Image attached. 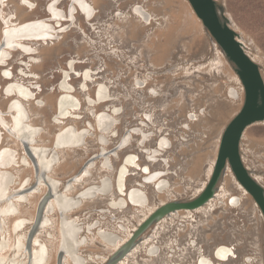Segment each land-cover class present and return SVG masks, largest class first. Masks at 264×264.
Returning a JSON list of instances; mask_svg holds the SVG:
<instances>
[{"label":"rangeland","instance_id":"obj_1","mask_svg":"<svg viewBox=\"0 0 264 264\" xmlns=\"http://www.w3.org/2000/svg\"><path fill=\"white\" fill-rule=\"evenodd\" d=\"M12 1H14L12 4L15 8L16 0ZM28 1L30 3L35 2V9L37 10L34 13L22 15V21L49 18L51 15L49 8L50 5H53V10L63 15L62 19L65 22V27H69L66 30L67 35L57 39L59 42L64 37L60 43L52 46L53 42H51L50 46L41 47L39 61L42 62L40 65L32 66L31 59L27 54H15V59L11 61L8 67L12 72V78L13 76L17 79L18 77L19 79L24 78L25 80L23 79L22 83L32 89L39 87L36 94L39 95V100L44 102L42 103L44 106L38 108L34 104L27 105L33 124L43 130L48 143L53 140L59 126L62 125L61 121L57 122L55 119L59 93L54 90L61 81L62 75L60 72L70 68L69 64L72 63L75 70H72L71 67L70 71L72 74L76 72L73 74L72 85L78 90L77 96L82 100L83 110L80 118H78L79 120L71 121H75L79 128H83L89 126L90 122H94L93 113L96 111L101 112L104 109L108 110L110 107L117 108L120 109L117 116L119 123L115 124L111 132L114 139L109 137L110 151L112 152L114 148L119 146L121 139L130 136L131 144H128L126 150L121 152L118 150V155H114L112 161L113 170L110 179L113 192L118 194L116 191V176L126 166L123 163L126 156L133 155L136 160L134 165L127 167L124 189L119 192L122 196L117 199L121 204L119 210L109 209L110 204L107 203V200L100 199L94 203L80 205L81 207L77 208L75 212H73L74 210L69 211L70 215L82 216L84 220L81 225L79 224L82 229L76 237V241L78 240L76 243L80 242L77 253L82 260L81 263L109 264L113 254H110L108 248H105L104 244L99 241L98 235L94 236L95 230L99 228L97 233H100L102 229V234L111 235V243L114 242L112 245H115V241H119L124 235L130 234V230H133L134 233L131 234L132 236L130 235L131 241L144 220L143 218L139 222L140 217L144 216L143 211H148L149 208H155L157 211L163 207L165 192H169L168 194L174 198L177 196L179 202L182 203L196 200L197 198L191 199L197 192L195 188L202 185V181L207 179V173L213 165L216 168L223 131L237 115L236 113L240 110L241 105L229 103L228 97L230 95L227 93L229 79L217 78L221 77L218 73L217 77L203 75L199 79L192 78L190 82H187L189 79L181 78V75L178 77L174 75L175 72L184 71V67L189 66L191 68L214 59L216 53L209 33L190 3L186 2L187 0H112L113 2L109 0H90L87 4L94 9V15L91 18L85 17L78 10L71 14L69 12L71 0ZM218 1L226 5L242 37L248 43H254L255 46L251 45L252 52L254 54L259 52L264 57V0ZM138 4L145 6V10L153 18L150 21H146L144 18L145 23L143 25L150 27L153 22L157 24L154 29H151V27L150 31L147 28L143 29V26L137 24L136 19H132L135 16L134 11ZM67 15H69V18H65ZM127 17L131 20L126 27V33L123 37L115 38L117 37L115 33L119 31L120 25L116 26L114 20ZM138 18L139 20L143 19L141 15ZM162 21H164L163 30L159 31L158 25ZM155 32L157 33L155 34ZM24 53L26 52L24 51ZM35 53L39 54L38 51H35ZM22 65H24L26 71L33 70V73L36 74L35 77L39 78L33 82H39V85L32 84L31 78L28 79L30 74L23 72ZM5 70L6 67L5 69L0 68V89L6 86ZM232 70H234L233 67ZM86 72L93 79L85 80L84 78V82H82L80 78ZM3 75L5 78H3ZM262 75L264 77V66L262 67ZM147 77L149 79H144ZM82 83H89L90 87L80 92L79 89L82 87ZM148 83H150V87L145 90ZM169 83H174L176 87H180V93L177 94L175 88L168 85ZM100 84L103 87L102 95L106 97L101 102L104 106L99 104L97 107L91 108L93 105L90 106L89 99L90 97L92 100L98 98L96 89ZM187 85L191 88H188ZM185 86L187 91L182 92L181 90H184ZM151 90L156 91L157 94H153ZM164 90H166L165 98ZM180 96H183V100L179 103ZM233 100L240 103V100ZM109 102L111 104L105 107V103ZM8 106V101L0 97L1 110L5 112ZM165 118L171 120V126L165 125ZM183 118H185V121L181 122ZM66 122L68 121L66 120ZM180 122L183 123L182 129L185 130L184 132L181 131V134L178 133ZM190 131L200 136L183 135L185 132ZM8 135H11L8 131L3 132L0 130V147L3 141L5 143L3 150L7 146L17 147L12 142L13 140L8 138ZM145 136H148V139L143 143L144 140L142 139ZM164 136L169 146L165 151L166 159L170 161L169 166L164 163V152L158 153V156L155 155L156 151L162 149L160 148V142L164 141ZM100 140L101 133L92 131V137L87 139L88 151H67L65 157L67 163L57 170L55 178L66 184L70 178L77 175L90 157L99 154L102 148ZM243 147L248 159L244 160V162L246 161L245 164L248 163L251 167L250 170L260 175L261 180L264 182V125H257L248 129ZM22 153V163L24 164V155L27 154L24 148H22ZM154 156L155 158H153ZM101 160L98 159L95 162L97 169L94 168L92 172V182L98 181V169ZM30 161L32 162L31 159ZM164 170H166L167 176H163L162 180L160 179L161 176L154 181L152 180V182L147 180L152 175L164 172ZM150 172L153 174L150 175ZM18 173V184L22 180L29 182L28 188L35 184L36 175L33 162L32 165H26ZM225 175L226 172L222 174L217 188L223 183L224 187L230 191V193H227V197L231 198L229 204L232 207V202H237L241 197V192L237 189L233 179H231L232 177L226 178ZM164 177L165 183L163 185L165 188L160 189L157 184L161 181L164 182ZM134 189H137V193L143 196V208L138 209L140 205L132 204L131 201L130 204L127 202L126 193ZM193 189L196 191L193 192ZM76 195L78 194L75 191L73 196ZM38 197L40 195L32 199V202L25 200L26 202L21 204L24 218L33 219L35 217L32 226L35 224L37 215V210L34 207L37 204L39 206L40 203ZM112 198L111 200H115ZM243 200V207H241L244 213L241 214L238 211L241 210L240 207L234 209L233 213L227 216L229 217L228 220L225 219L226 216L224 217V215L219 217L226 220L223 224L228 226L230 222L231 226H228L227 232L223 226L222 229L217 227L215 237H213L214 234L211 231L207 230L206 226L209 225L207 218L205 222L199 224L194 220L191 223L185 222L179 216L175 217L177 220L174 221L170 218V224H163L160 232L156 235L159 228L158 223L163 221L166 215L171 214L172 211H170L150 224L136 238L133 248L139 247L138 253L131 257L130 264H202V258L208 260L209 264H264V217L251 195L249 197L244 196ZM168 201L169 198H166L165 203L169 204ZM182 210L180 216H183L185 209ZM56 211H54L55 213L52 212L50 216L52 224L46 229L41 227L33 239L34 243V240L41 236L40 239L49 248L50 256L46 264H58L60 251L58 252L57 248L60 238L57 227L61 217L59 210ZM103 211L106 213H103ZM197 217L198 221H201L198 215ZM193 223L195 228L192 226ZM107 224H111L110 229L107 228ZM135 225L139 227L138 230H135ZM9 227L10 224L8 223L4 231L10 237ZM30 230L31 228L28 236ZM199 230L200 233H198ZM153 235L158 236L155 239V244L149 248L147 245L143 246V239ZM14 236L16 237V235ZM187 236L191 237V241ZM195 236L198 237V242ZM2 237H4V234H2ZM9 237H7L8 240L11 239ZM258 238L261 240L260 247H258ZM27 239L26 247H28ZM239 242H245V244L240 245ZM217 243H238V251L236 252V248L227 244H219L214 247ZM116 245L118 246L119 242ZM220 246L230 248L233 252L231 251L223 261L218 262L214 258V251ZM121 248L122 246L118 247L115 254ZM33 249L32 244V254ZM151 250H154V255L150 254ZM26 253L30 259L29 251L26 250ZM244 257L252 258H248L249 263H245L247 261L242 260ZM65 258L67 264L77 263V261H73L64 255L63 264ZM122 259L115 264L121 262ZM78 261L80 262L79 259Z\"/></svg>","mask_w":264,"mask_h":264},{"label":"bare ground","instance_id":"obj_2","mask_svg":"<svg viewBox=\"0 0 264 264\" xmlns=\"http://www.w3.org/2000/svg\"><path fill=\"white\" fill-rule=\"evenodd\" d=\"M81 1L83 4V7H82L83 9L81 10L80 8L77 7V10L79 11V13H82L85 17L91 18L94 15V9L87 4L90 2V0H81ZM109 1L113 2L112 0H109ZM148 1H150V0H148ZM13 2L14 1H12V0H0V17H1V20H0V27H1L0 28V45H3V43H5V45L8 44V47H4V48L2 47L0 49V68L5 69V67H6L4 75L7 77L6 78V86L1 87V89H0V97L4 98L5 101H8V104H9V106L7 107L5 112L2 111L0 108V130L3 132L8 131L11 134V135H8V138L9 139L11 138L13 140L12 142L15 143V145L17 146V147L7 146L3 150V147L5 146V143L3 141V143L0 147V149H1V152H0V201L2 200L0 202V264H28V262H29L28 257L29 256H27V253H26V250H28L26 247V239L28 236L29 229L31 228V226L34 222L35 217L33 219L24 218L22 216L23 210H22L21 204L26 202L25 200H30L32 202V199L37 198L38 195H40V197H38V199L40 201V199H42V197L47 193L48 186L46 185V183H44L42 181L40 183V185L38 186V188H36L35 190H26V189H28V187H27L28 183H29L28 181L24 182V180L20 179L22 181L20 182V184H18L19 183L17 180V176L19 175L18 172L22 168H25L26 165H28V166L32 165V162L30 161L27 154L24 155L25 156L24 161H23L24 164L22 163V159H23L22 148H24V145H23V142L21 139H22V137H24L23 135L24 134L26 135V132L28 134H31V137L33 140L32 143L30 144L31 148L36 153V155L38 157V161H40L41 165L45 166L48 169L47 175H48L49 179L51 181H55L59 185V190H60V192L61 191L63 192L62 195H64L65 199H68L69 201L73 202L75 200V199H73L74 198L73 195H74L75 191L77 194H79L80 192H83L84 194H90V191L92 188L97 187V188L101 189L103 187L104 182L106 181V177L110 178V176H112L111 175L112 170H113L112 161L114 159V155H112V153L110 151L111 148H109L108 142H109V137L113 138L111 135V132L113 131L115 124L119 123V119L117 118V116L120 113V109L110 107L108 109L109 111L106 109H104L101 112L96 111L95 113H93L94 122H90L89 126L87 125L83 128H79L76 125L75 121H71V120H76V119L80 118V116L82 114L81 111L83 110V108H82L83 105H82V100L77 96L78 90L72 85L73 80H74L73 74L76 72H73V74L71 73V71H70L71 67H72V70H75V69L73 68L72 63H70L69 64L70 68L60 72L62 75L61 81L59 82V85L54 90V91H57L59 93V96H58L57 102H56L57 112L55 114V119L57 122L61 121L62 125L59 123V125H61V126H59L57 133L53 137V140L50 141V143H48L47 138H45V135L43 133V130L40 127L33 124V122L31 121V118L29 116L28 109H27V105H30V104H34L38 108H42V106H44L42 104L44 102L40 101L39 95L36 94L37 91L39 90V87L32 89L29 86H26V84L22 83V80L24 78L19 79V77H18V79H17L14 76L12 78V76H11L12 72L9 70L8 67L10 66L11 61L15 59V54H19V55L27 54V56H29L31 59L32 66L40 65L42 62V61L41 62L39 61L40 60L39 55L41 54V47L50 46V44H52L51 42H53L52 46H55L58 43H60L62 41V39L67 35L66 30L69 27H65V22L62 19L63 15L61 13H59L58 11H54L53 5H50V8H49L50 12H51V15L49 16V18H45V19L42 18V19H37V20L30 19V20L22 21V19H21L22 15L34 13L37 10V9H35V2L30 3L28 0H16V2H15L16 7L15 8L13 7V4H12ZM186 2L189 3L188 0ZM144 7L145 6H141L140 4H138L137 7L135 8V11H134L135 16L132 19H136L138 22L137 23L138 25H141V26H143V29L147 28V30L150 31V27H151V29H154V26L156 27L157 24H154L152 22L150 27L143 25L145 23L144 18L146 21H150V19H153V18H151L150 13L148 11H146ZM131 13L133 14L132 11H131ZM192 13H193V11H192ZM193 14H195V13H193ZM137 15L138 16L141 15L143 19L139 20ZM13 16H15V17H13ZM65 18H69V15H67ZM130 20L131 19H128V17L124 18V19L118 18V19L114 20V23L116 26L120 25L119 31H117L115 33L117 36L115 38L124 36V34L126 33V27H127L128 23L130 22ZM163 26H164V21H162L158 25V30L162 31ZM28 27H38L35 30L37 32L33 33V34H23V35L17 34V33H19V31H22L23 29H26ZM236 31L238 33H240L239 28H237V26H236ZM156 33L157 32H155V34ZM63 35H64V37L61 39V41L58 42L57 39ZM152 35H154V33H152ZM6 36L9 37L8 38L9 40L8 41L6 40V42H5ZM238 39L242 43V45L244 46V49L250 55V57L258 65L263 67L264 66V57H262V55L259 52L256 54H254L252 52V46L251 45L255 46L254 43H252V44L248 43L244 39V37L241 38L238 36ZM213 48L216 52L214 59H211L202 65H195L191 68L189 66L184 67L183 68L184 71H182L180 73L175 72L174 75H176V77L181 75V78L189 79V81H187V82H190V80L192 78H197V79L202 78L203 75H205V76L209 75L210 77H217V73L220 74V76H221V77H217L219 79L228 78L229 83L227 85L229 88H228L227 93L230 95L228 97L229 103L235 104V105H237V104L241 105V108H240V110H241L242 106L244 104V99H245V91H244V87H243V84L241 82V79H240L239 75L236 73V71L232 70V65H230L228 63V61L226 60V57L224 56V54L220 50V48L215 44H213ZM24 51L26 53H24ZM35 51H38L39 54H36ZM11 57H12V59H11ZM24 63H22V64H24ZM24 65H22L23 68H24ZM23 72L25 74H30V75H28V79L31 78L33 85H39V82H36V83L33 82L34 80H36V79L38 80L39 78L35 77L36 74L33 73L32 69L30 71H26L24 68ZM4 75H3V78H5ZM23 77H25V76L23 75ZM84 78H85V80L90 78V75L88 72L83 73V75L81 76L80 79L82 82H84ZM92 79L93 78H90V80H92ZM144 79H149V77L144 78ZM168 85L171 86L172 88H175V90L177 91V94L180 93V90H179L180 87H176V84H174V83L170 84L169 83ZM214 85L216 86L215 83H214ZM81 86L82 87H80L79 90H80V92H83L84 91L83 89L90 87V84L89 83H86V84L82 83ZM101 86L102 85L100 84V86H98L96 89L97 94H98V98H95L94 100H92L90 97V99H89L90 106L93 105V106H91V108L97 107L99 104L103 105L101 103V102H103L102 99H104L106 97L104 95H102L103 87H101ZM149 87H150V83H148L145 90L148 89ZM187 87L191 88V86H189V85H187ZM151 91H153V94H157L156 91H154V90H151ZM165 91L166 90H164V98L166 97ZM181 91L186 92L187 91L186 86L184 87V90H181ZM182 97L180 96L179 103H180V101L183 100ZM233 99L240 100V103L238 101H234ZM110 104H111V102L105 103V107L107 105H110ZM239 111H237V113ZM191 117H193V116H191ZM194 117H196V116L194 115ZM99 119H101V120H99ZM66 120L68 122H66ZM108 121L112 122L111 127H108V128H106V126L101 127V125H106V124L108 125ZM257 125H264V122L257 123L253 126H257ZM253 126H251V127H253ZM97 127H100L101 130H99V128H97ZM251 127H249L248 129H250ZM89 128H90V130H89ZM10 129H11V131H10ZM248 129L244 133V136H243V139L241 142V156L243 158V161L248 160L246 153H244L245 150L243 147V142L247 138ZM92 131H96L97 133L99 131L101 133V140L104 142L101 143V145H100L102 147L100 152L103 151V152L108 153V158H107L108 160H106L105 158H101L102 160L100 162V167L98 169L99 170V178H97L98 181H96V182L91 181V177L93 174L92 172H93L94 168H96V166L94 164L93 166H88V168H87L88 170L82 171L81 174L74 175L72 177L74 179L70 182L71 183L70 187H68L66 184L60 182L59 179L55 178V174H56L57 170L62 165H65L67 163V160L65 159L67 151H71V152L76 151V150L88 151L89 148H88V144H87V139L92 137ZM127 137L128 136H126V138ZM8 138H7V140H9ZM129 138H130V136H129ZM147 139H148V136H145L144 139H142V140H144L143 143L146 142ZM0 140H1V138H0ZM125 141H128V142H125ZM57 143H58V145H62V146L59 148H55L54 145ZM129 143H130L129 139H127V140L125 138L121 139V141L118 144V145H121V148L119 151L121 152L123 150H126L129 146L128 145ZM160 148H162V149H160L159 151H156L155 155L158 156V153L161 154L164 152V163L169 166L170 161H168L166 159V155H165V151L167 148H169V146L167 145L165 136H164V141L160 142ZM55 150H57L58 160L55 163H53L54 159H55V155H53V152ZM100 152H99V154H100ZM116 155H118V153ZM153 158H155V156ZM106 161H109L111 167L106 165ZM135 162H136V160H135V157L133 155L126 156V159L123 162L126 164V166L123 167L116 176V186H117L116 191L118 192V194H119V192H122L124 189V179H125V176L127 175V167L129 165H131V166L134 165ZM245 162H244V164H245ZM245 166L249 170L251 169V167L248 163L245 164ZM210 168H211V166H210ZM215 171H216V168L213 165L212 168L209 169V171L207 173L208 174L207 179L202 181V183H201L202 185H199L195 188L197 190V192L194 194L193 199L200 197L206 191V189L209 185V182L211 181ZM225 172H226V175H225L226 178L232 177L231 179H233L234 184L236 185L237 189L241 192V195H240L241 197H239V199L237 200L236 203L232 202V204H231L232 207L229 204L231 198L227 197L228 196L227 193L228 192L230 193V191L224 187L223 183H221L218 186L214 196H212L205 204H203L199 207L193 208V209H190V208L185 209L183 212V216H180L181 211H183L182 209L172 210L171 214H169L168 216L166 215L165 219L163 221H161L160 223H158L159 228H158V232L156 233V235L160 232L163 224L164 225H165V223L167 225L170 224V222H171L170 218H172V221H174V220H177V219H175V217L179 216V218H181L185 222L191 223L192 220H194V222L196 221L197 223L199 222V224H201V223L205 222L206 218L208 219L207 221L210 222V220L214 217V215L217 212L225 211L228 209H239L242 206L241 200L243 201L244 196L249 197L250 193L238 181V179L234 175L230 165H227V169ZM152 174L153 173L150 172V175H152ZM252 175L261 185H264V182L261 180L260 175L255 174V173H253ZM144 176H146V175H144ZM160 176H161V178H160L161 180H162L163 176H167L166 170H164V172L152 175V177L149 179L147 178V180L149 182L150 181L152 182V180L154 181V180L158 179ZM163 183H165V177H164V182L163 181L159 182L157 184V186L160 189H162L164 186ZM112 187H111L110 191L108 190L107 193L98 192L94 196L87 197V198L83 199L81 205H83L84 203H94L100 199H106L107 203L110 204L109 209H111V210L114 209V211L119 210L118 208H120L119 206H121V204L119 203V201L117 199H119L120 198L119 196H122V195H120V194L118 195L115 192H113ZM164 188H165V186H164ZM195 189H193V192L196 191ZM73 190H75V191H73ZM168 193L169 192L164 193L165 199H164V204H162V205H164V206L168 205L165 203L166 198H169L168 202H170V203L171 202L172 203L179 202V199H177V196H176V198H174L173 196L169 195ZM126 196L128 199L127 200L128 204H130V199H131V202H133L132 204L140 205L138 207V209L143 208L144 199H143V196L141 194L137 193V189H134L133 191L127 192ZM30 197H33V198H30ZM111 198L115 199V200H111ZM39 201H38V203H39ZM35 206L36 207H34V206L33 207L35 208V210H37L38 204ZM79 207H81V206L73 208V206L70 205V207L68 208L66 221H64L65 223H63L64 225L63 224L61 225V221H60V223L58 224V227H57V229H58L57 233H58L59 238H60V242H59L57 250L59 252L61 250V248L64 247L67 251V253H65V256H67V258H71L73 261H77V259H79L76 256L77 251L75 249L76 248V242H78V240L76 241V237L79 235V231H78V228H76V226L78 227L79 224L81 225V223L84 220L82 219V216L79 217L76 214L70 215L69 211L74 210L73 212H75V210ZM56 210H59L58 209V202L53 197L51 199L50 203L48 204L47 209H46V213H45L43 223H42L43 229L48 228L52 224L50 216H51L52 212H54ZM155 211H156L155 208H152V209L149 208L148 211H143L144 216L140 217L139 222L142 221L141 219H143V218H144L143 222L147 221V219H149L155 213ZM212 211H214V212L212 213ZM104 212L105 211H103V213ZM197 215L201 218L200 219L201 221H198ZM143 222L141 223V225L143 224ZM8 223L10 224V227L8 228V229H10V232L8 230V232L10 233V237H11L10 240H8L7 237H9V236H7V233H5V231H4V229H6V225ZM63 226L65 228V231L68 232V236L63 231L64 230ZM106 226L108 229L111 228V224H107ZM192 226L195 228L194 223L192 224ZM203 226H206V225H203ZM123 227L126 228L125 226H123ZM138 228L139 227H137V225H135V230H138ZM165 228H167V227H165ZM80 229H82V227ZM98 229L95 230L94 236L96 237L98 235L99 241H101L104 244L105 248H108L107 250L109 251V253L113 254V255L115 254L118 247H121V246L124 247L125 245L128 244V241H130V238H131L130 235L134 233L133 230H130V234L128 233L127 235H124V237L120 238L119 241L118 240L115 241V245H112L114 242L111 243V235H107V233L102 234V229L100 230V233H97ZM44 232H46V231H44ZM2 234H4V237H2ZM64 234H66V235H64ZM14 235H16V237ZM40 237L41 236L36 238L34 240V243H33L34 249H33L32 255L34 256V258H33L32 264H46L48 262V258L50 256L49 248L47 246H45L46 244L42 242V239H40ZM48 237H50V236H48ZM157 237L158 236L153 235V236H149L147 238H144L143 239V241H144L143 246L147 245L149 248L150 246L154 245L155 239ZM117 242H119L118 246L116 245ZM138 248L139 247L136 246L135 248L131 249L129 251L130 254L128 256H126L124 259H122L121 262H119L117 264H130L131 257H133L134 255H136V253H138ZM231 251L232 250L230 248L220 246L214 251V258L218 262H221L225 258L228 257V254ZM146 253H148V252H146ZM153 253H154V250H151L150 254L154 255ZM74 254H75L77 259L72 256ZM201 262H202V264H209V261L206 260L205 258H202ZM64 264H67L66 258L64 259Z\"/></svg>","mask_w":264,"mask_h":264},{"label":"water","instance_id":"obj_3","mask_svg":"<svg viewBox=\"0 0 264 264\" xmlns=\"http://www.w3.org/2000/svg\"><path fill=\"white\" fill-rule=\"evenodd\" d=\"M192 8L194 9L198 18L202 21L203 26L206 28L207 32L210 35L211 42L217 45L220 50L223 52L226 60L236 73L239 75L241 82L244 87L245 91V99L242 109L234 116V118L229 122L226 128L223 131L222 140L218 152V159L216 164V171L209 182V185L206 191L198 197L196 200L182 203V202H174L169 203L166 206L161 207L158 209L143 225H141L140 229L135 233L134 237L131 241L122 247L118 253L114 254L109 264H115L120 259L124 258L128 255L129 251L134 247L136 238L146 229L150 224L154 221L159 220L164 215L168 214L172 210L178 209H193L205 204L212 196H214L217 190V184L220 181L222 174L227 169V165L229 164L234 175L238 179V181L247 189L250 193L251 197L254 199L256 204L261 209L264 215V186L261 185L254 177L253 172L249 170L243 161L241 156V142L246 130L260 122H264V77L262 75V67L258 65L246 52L244 46L239 41L238 36L242 38V35L236 31V24L232 15L228 12L226 5L220 3L217 0H188ZM57 2V1H56ZM77 7L81 10L83 9V4L81 0H71L69 12L73 14ZM73 16V15H72ZM71 19V18H70ZM38 27H28L19 31L18 35L23 34H33L36 33L35 31ZM9 37H5L8 41ZM0 49L3 47H8V44L0 45ZM102 119V118H101ZM99 119V120H101ZM112 122L108 121V125H101L106 126V128L111 127ZM100 126V125H99ZM100 129V127H97ZM11 131V129H10ZM22 136V135H21ZM22 142L25 148L26 153L28 154L29 158L32 160L35 168V175H36V182L30 188L26 190H35L38 188L40 183L43 181L48 186V192L42 197L40 200L36 221L35 224L31 227L27 242H28V251L30 253V259L28 264L33 263L34 256L32 255V244L34 235L39 231L42 227V222L46 213V209L48 204L50 203L51 199L54 197L58 202V209L60 213V220L61 225L65 223L68 213V208L73 206L76 208L81 205L82 200L96 195L98 192L100 193H107L108 190L110 191L112 187L111 179L106 177V181L103 184L101 189L99 188H92L90 194H84L80 192L76 195L73 199V202L69 201L68 199L64 198L63 192L59 190V185L55 181H51L47 175L48 169L41 165L40 161H38V157L36 153L31 148L32 137L31 134L26 132V135H23ZM126 140L129 139V136L125 138ZM102 140H100L101 142ZM102 141L101 143H103ZM128 142V141H125ZM125 145V144H124ZM62 145L55 144V148H59ZM123 146V145H122ZM121 145L117 148L112 150V154L116 155L118 150H120ZM55 155L54 162L58 160L57 150L53 152ZM105 158L108 160V153L101 151L100 154L93 155L90 157L82 169L78 172L81 174L82 171L88 170V166H93L96 160ZM106 165L110 166L109 161H106ZM89 174V173H88ZM74 178H71L67 181L66 185L70 187L71 181ZM164 188V186H163ZM160 190V189H159ZM2 201V200H1ZM0 201V202H1ZM68 203H67V202ZM131 201V199H130ZM133 203V202H132ZM147 204V198H146ZM64 225V224H63ZM78 231H80V227L76 226ZM63 231L67 234L68 232L65 231L63 226ZM64 234V235H66ZM80 243V242H79ZM79 243H76V251L78 249ZM65 253H67L64 247L61 248L59 255H58V264H63V258ZM74 258L76 256L79 258L80 262L77 259L76 264H83L81 263V258L76 253L72 255Z\"/></svg>","mask_w":264,"mask_h":264},{"label":"flooded vegetation","instance_id":"obj_4","mask_svg":"<svg viewBox=\"0 0 264 264\" xmlns=\"http://www.w3.org/2000/svg\"><path fill=\"white\" fill-rule=\"evenodd\" d=\"M254 200V199H253ZM244 201V200H243ZM243 201H241V203H242V207H243ZM255 202V201H254ZM240 203V204H241ZM256 203V202H255ZM241 207V210H238L239 212H241V214L242 213H244L243 212V208ZM259 207V206H258ZM260 209V208H259ZM233 211H234V209H228V210H225V211H220V212H217L215 215H214V217L210 220V222H209V225L208 226H206L207 227V230L208 231H211V233L212 234H214L213 235V237H215L216 236V234H217V227H221V229L224 227L225 228V231L227 232V230H228V226L230 227L231 226V223L229 222L228 223V226L227 225H225V224H223V223H225L224 221H226L225 219H227V218H229V217H227L228 215H230L231 213H233ZM260 211H261V209H260ZM261 214H262V216L264 217V215H263V213H262V211H261ZM221 215H224V217H225V219H221V218H219V217H221ZM217 218H219V219H217ZM228 220V219H227ZM230 220V219H229ZM220 221H222V222H220ZM208 224V223H207ZM223 226V227H222ZM198 233H200V230L198 231ZM184 235H186V234H184ZM183 236V235H182ZM229 236H232V235H229ZM196 237V236H195ZM187 238H189V240L191 241V237H189V236H187ZM196 240H197V242H198V237H196L195 238ZM261 242V240H260V238H258V244ZM219 244H227V245H232L234 248H236V252L238 251V248H237V246H238V243H235V244H229V243H217V244H215L214 245V247L215 246H217V245H219ZM239 244L241 245H243V244H245V242H239ZM258 247H260V244L258 245ZM257 255H260V254H257ZM238 257H239V255H237ZM248 258H252V257H244L242 260L245 262V261H247V262H245V263H249L248 261H250ZM257 258V257H256ZM264 258V257H263ZM253 261V260H252Z\"/></svg>","mask_w":264,"mask_h":264},{"label":"built area","instance_id":"obj_5","mask_svg":"<svg viewBox=\"0 0 264 264\" xmlns=\"http://www.w3.org/2000/svg\"><path fill=\"white\" fill-rule=\"evenodd\" d=\"M184 121H185V118H183V119L181 120V122H184ZM181 122L178 124V125H179V126H178V133H180V134L182 133L181 131H183V132L185 131V130L182 129V124H183V123H181ZM164 123H165V125L168 126V127L171 126V124H172L171 120H169L168 118H165V119H164ZM180 125H181V127H180ZM188 134H191V135L194 136V137H198V136H200V135H197L196 133H193V132H191V131L188 132V133L185 132L183 135H188ZM178 135H179V134H178ZM188 136H189V135H188ZM170 138H171V137H170ZM133 175H134V174H133ZM191 199L194 200L192 197H191Z\"/></svg>","mask_w":264,"mask_h":264}]
</instances>
